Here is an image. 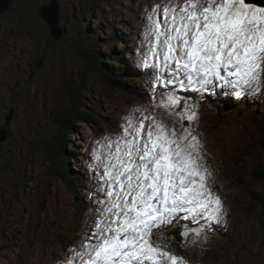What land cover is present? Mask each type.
Returning a JSON list of instances; mask_svg holds the SVG:
<instances>
[{"label":"rangeland","instance_id":"374dc122","mask_svg":"<svg viewBox=\"0 0 264 264\" xmlns=\"http://www.w3.org/2000/svg\"><path fill=\"white\" fill-rule=\"evenodd\" d=\"M51 1L13 0L12 7L0 15V134L6 138L0 143V165L5 168L0 174V264H65L69 251H79L90 220H96L99 195L92 199L91 207L84 201L83 215H78L81 190L70 192L73 187L52 171V151L38 144L63 130L59 123L62 111L67 114L75 103L79 112L92 116L88 121L72 120L65 134L61 133L72 169L84 178L85 172L98 176L102 171L92 168L96 142L104 137L115 139L131 110L146 109L158 119L176 120L169 118L165 109L154 107L161 102L157 92L170 91L173 85L153 89L154 72L138 74L146 70L140 67L146 11L166 0H57L59 23L65 29L58 40H52L40 12V7ZM89 34L92 47L112 60L111 68L117 71L121 61L123 76H132L127 78L130 87L137 82L138 88L149 94L141 87L144 81L147 90L154 93L151 99L112 87L88 68L81 54L87 45H81V40L88 41ZM115 35L119 42H115ZM75 39L79 46L73 43ZM70 87L78 93L69 91ZM235 100L241 101L238 104L244 111L233 103L234 109L221 114L210 103L204 104L196 109L197 118L191 125L204 144L214 178L211 187L222 200L226 228L220 225L222 233L214 226H202L212 225L206 223L187 228L193 233L201 228L205 240L212 238L209 245L184 239V248L175 238L162 241L189 264H264V202L253 199V192L264 196V180L253 183L250 179L259 166L264 172V155H260L264 154L263 136L252 119L255 114L260 119L264 113V92ZM183 123L187 126L188 122ZM179 126L177 123V129ZM261 178L264 173H260ZM177 220L183 222L178 227L194 224L183 216Z\"/></svg>","mask_w":264,"mask_h":264},{"label":"snow or ice","instance_id":"6c2138e0","mask_svg":"<svg viewBox=\"0 0 264 264\" xmlns=\"http://www.w3.org/2000/svg\"><path fill=\"white\" fill-rule=\"evenodd\" d=\"M144 19L140 67L154 72L153 89L173 85L215 94L222 88L237 98L264 92V3L166 0L147 9ZM154 107L176 120L136 108L115 139L96 142L92 168H102L98 191L105 199L65 264H189L162 242L164 229L181 215L223 221L204 144L191 127L195 106L170 91ZM187 234L186 228L182 238Z\"/></svg>","mask_w":264,"mask_h":264},{"label":"trees","instance_id":"16d2710c","mask_svg":"<svg viewBox=\"0 0 264 264\" xmlns=\"http://www.w3.org/2000/svg\"><path fill=\"white\" fill-rule=\"evenodd\" d=\"M60 17H61V13H60ZM59 27L62 31V35L65 34V29L64 27L61 25V23H59ZM92 34H89L88 36H86V39L88 41H86L85 39H82L81 42L83 45L86 42L87 46L82 47V55L83 57L85 56V60L87 62V66L90 70H95L98 74L99 77L104 78L105 81L109 82L112 87H116L118 89H120L121 91H127L130 90L131 92L133 91L132 87L129 88L127 85V83L123 80L121 74H120V69H118L117 71H115L114 69L111 68V66L109 65V62H111L112 60H110L108 57H105L102 53H100L98 50H96L95 48H93L92 44L89 42V38ZM52 40H56V38L54 36H52ZM89 42V44H88ZM73 43L77 46H79V41L78 39H75V41H73ZM98 43H94V45H97ZM98 49V48H97ZM40 57H38L39 59ZM40 60V59H39ZM38 60L35 62V65L38 66ZM120 66V65H119ZM124 70V69H122ZM123 72V71H122ZM72 82V81H71ZM73 83V82H72ZM69 91L74 92L75 94L78 93L77 89H74V87H70L68 88ZM134 92L139 93L137 90H134ZM72 99H75V96H73L72 94ZM76 102V101H74ZM73 102V103H74ZM221 108V106H220ZM89 117H92L91 114L89 112L86 111H80L78 110L77 106H75V103L73 104V107L70 108V111H67V114L62 111L60 113V118H59V123H60V128L63 129L61 132H59L58 135H55L53 139H46L43 138L40 142H38L39 145H42V147H46L43 150L47 151V149H49V151H52V168L54 172H57L61 175V177L64 179V182L66 183V185L68 187H73L71 191V193H75L76 192V187H74L75 185H77V181H76V176L73 174L72 169L70 168L69 165V157L66 156V151L64 149V146L66 145V143L64 144V141L62 142V140L64 139L63 136L61 135V133L65 131H67L69 129L70 124L72 123V120H76L78 119V121H88ZM262 120L259 122L258 127L260 128V130L262 131V140H261V145L264 148V116L261 118ZM253 121H258V119L253 118ZM254 139V138H253ZM1 143V142H0ZM1 148V145H0ZM259 151V149H258ZM260 153V152H259ZM262 153V152H261ZM260 155H264L261 154ZM50 155V154H49ZM4 167L0 165V174L4 171ZM264 173V172H261ZM246 177H248V175H245ZM260 178V173L258 174H254L252 176V178ZM250 178V179H252ZM254 182V179H252ZM264 178H261V181H263ZM240 185L244 184V180L241 179ZM258 194L253 192V199L255 200H261L264 202V196H262L259 192H257ZM251 201V200H250ZM181 228V227H179Z\"/></svg>","mask_w":264,"mask_h":264},{"label":"water","instance_id":"95a60500","mask_svg":"<svg viewBox=\"0 0 264 264\" xmlns=\"http://www.w3.org/2000/svg\"><path fill=\"white\" fill-rule=\"evenodd\" d=\"M12 3H13V0H0V15L8 11L12 7ZM57 6H58V1L52 0L49 4H44L43 6L40 7L41 15L47 21L51 34L52 36L56 38V40H58V38L62 35V31L59 27L60 18L58 15L59 11H57ZM5 132L6 131L3 132V135ZM4 137L5 136H2L0 134V142L6 139ZM254 171H255V174L261 173L262 168L259 166V168H256ZM253 175H254V172L250 174V178H252ZM252 179H254L253 183H262L260 178L256 177Z\"/></svg>","mask_w":264,"mask_h":264},{"label":"bare ground","instance_id":"6f19581e","mask_svg":"<svg viewBox=\"0 0 264 264\" xmlns=\"http://www.w3.org/2000/svg\"><path fill=\"white\" fill-rule=\"evenodd\" d=\"M138 74H141V73H138ZM142 75V74H141ZM147 78H149V77H147ZM147 78H146V80H147ZM152 79H155V76L153 77L152 76ZM141 87L143 88V89H145V91H148V92H150L151 94L150 95H148L147 93H145V96L146 97H148L149 99H151L152 98V96L154 95V93L153 92H151V91H149V90H147V84H144V81H142V85H141ZM171 88V90L170 91H174L175 90V88L172 86V87H170ZM170 91H165V93H168V92H170ZM215 95H217L218 96V92H217V90H216V94ZM231 96H233V98L232 99H230L229 100V102H231V103H234L235 105H236V107H242L241 105H239L238 103L239 102H241V101H239V100H235V97H234V95H232L231 94ZM245 96H247V95H245ZM199 99V95H197V100ZM195 100V99H194ZM197 100H195V101H197ZM90 170V169H89ZM91 171H92V169H91ZM87 174H89V172H85V176L86 177H88V175ZM184 220H186V219H184ZM96 221V220H95ZM198 223H201V224H205V220L203 219V218H198V220L196 221V222H194V224H189V225H184V226H182L180 229H186V228H190V226L192 225H194V226H196ZM94 224H95V222H93V219H91L90 220V222H89V224H88V226L89 227H94ZM210 224H212V225H202V226H214L216 229H218V228H220V223L219 224H216L215 222H211ZM89 227H87L88 229H89ZM175 227V226H174ZM187 229V230H188ZM191 229V228H190ZM198 229H200L201 230V228H198ZM222 229V228H221Z\"/></svg>","mask_w":264,"mask_h":264}]
</instances>
